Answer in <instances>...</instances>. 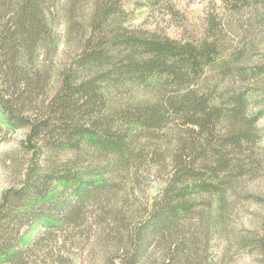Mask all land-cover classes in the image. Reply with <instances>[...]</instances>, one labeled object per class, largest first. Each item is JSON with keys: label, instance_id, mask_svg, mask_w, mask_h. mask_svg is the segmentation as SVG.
<instances>
[{"label": "trees", "instance_id": "obj_1", "mask_svg": "<svg viewBox=\"0 0 264 264\" xmlns=\"http://www.w3.org/2000/svg\"><path fill=\"white\" fill-rule=\"evenodd\" d=\"M125 2L0 0V128L24 129L22 166L0 193L3 264H16L21 248L75 221L87 205L135 199L153 163L163 167L162 186L135 210L114 212L126 229L120 264L155 255L153 247L191 219L205 231L224 227L249 171L251 153L240 151L255 139L236 123L240 98L224 101L203 83L211 73L225 76L238 48L223 30L180 38L131 26ZM60 23L69 46L55 60ZM173 126L180 134L166 162L161 141ZM83 147L104 157L62 155ZM188 243L155 258L200 264ZM254 243L264 252L263 235Z\"/></svg>", "mask_w": 264, "mask_h": 264}, {"label": "rangeland", "instance_id": "obj_2", "mask_svg": "<svg viewBox=\"0 0 264 264\" xmlns=\"http://www.w3.org/2000/svg\"><path fill=\"white\" fill-rule=\"evenodd\" d=\"M125 4L130 10L128 24L131 26L152 28L180 38L199 37L212 28L226 33L229 44L238 48L232 67L223 77L209 74L203 86L215 88L224 101L240 98L242 111L236 123L239 126L242 121L248 126L255 139L254 143L245 144L244 149L239 150L242 157L245 151L251 153L247 160L249 171L237 188L235 202L226 210L224 227L216 230L210 226L209 231H205L191 219L181 231L173 232L167 239L169 242L166 240L168 243L153 247L158 253L152 252L149 258L135 264H161L155 258L160 256L161 250L177 245L179 250L185 251L188 238L194 244L189 254L197 251L203 259L200 264H264V252L254 243L264 236V1L153 0L147 4L144 0H126ZM64 29V24L60 23L55 60L62 58L69 46L64 43ZM183 87L168 88L166 92L179 89V93L185 89ZM257 114H260L258 118ZM23 133V128H0V193L13 183L22 166L24 157L20 141ZM179 134V128L173 126L162 138L161 146L168 150L166 162ZM62 155L77 159L104 157L89 147H83L77 154L64 151ZM163 175V167L150 164L134 188L135 199L111 200L101 208L100 204L87 205L75 221L47 231L35 246L21 248L16 264H120L126 229L119 219L121 215L117 217L114 212L133 211L139 203L149 202L162 186ZM191 261L178 264H191ZM0 264L3 263L0 261Z\"/></svg>", "mask_w": 264, "mask_h": 264}]
</instances>
